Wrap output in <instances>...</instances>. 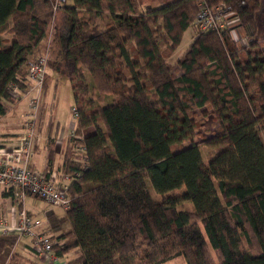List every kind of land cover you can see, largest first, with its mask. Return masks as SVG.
<instances>
[{"label": "trees", "instance_id": "16d2710c", "mask_svg": "<svg viewBox=\"0 0 264 264\" xmlns=\"http://www.w3.org/2000/svg\"><path fill=\"white\" fill-rule=\"evenodd\" d=\"M66 1L0 0V116L30 89L53 6L62 13L47 69L72 81L79 137L64 159L71 229L57 235L56 255L80 249L64 264H264V0H205L235 13L246 44L231 30L199 31L202 0L142 10L138 0ZM209 115L213 129L202 124ZM200 127L211 133L203 142ZM20 240L0 234V264Z\"/></svg>", "mask_w": 264, "mask_h": 264}, {"label": "built area", "instance_id": "2783aa9c", "mask_svg": "<svg viewBox=\"0 0 264 264\" xmlns=\"http://www.w3.org/2000/svg\"><path fill=\"white\" fill-rule=\"evenodd\" d=\"M199 31L231 30L240 44H246L248 33L234 12L227 6L210 5L202 0L194 20ZM48 59L44 55L29 64L27 78L31 84L24 95L29 96L28 111L25 113L24 132L10 144L0 145V187L14 189L16 206L11 210L9 217L0 213V234H16L20 239L28 238L30 245L35 249L36 256L42 262L58 264L62 258L56 255L55 248L59 245L57 235L48 228V218H41L28 212L20 205L29 195L43 200L48 205L69 208L71 197L69 194L72 175L62 172H42L30 166L36 144L48 137V132L40 124L39 114L44 81L46 78ZM13 96L18 97L20 92L14 86ZM79 118V110L73 107V119ZM70 137L78 138L74 126ZM77 152L83 155L84 147H76ZM65 263V262H64ZM63 263V264H64Z\"/></svg>", "mask_w": 264, "mask_h": 264}, {"label": "rangeland", "instance_id": "374dc122", "mask_svg": "<svg viewBox=\"0 0 264 264\" xmlns=\"http://www.w3.org/2000/svg\"><path fill=\"white\" fill-rule=\"evenodd\" d=\"M54 3H59V0H52ZM172 0H138V10H142L147 6L151 7H158L161 6L167 2H170ZM67 4H71L72 0H67ZM59 4L53 6V18L51 20V27L49 28V33L47 38L42 42L41 50L39 52V56L46 55L50 60L54 59L56 52L58 50L57 45L53 42L54 37V26L55 24H58L61 22V16L62 13L59 10L58 7ZM264 7V4H263ZM259 22L261 26L264 25V9L263 12L260 13ZM195 31L196 28L194 25H192L184 34V37L182 39L181 44L177 48L176 52L171 58V62L177 66V59L184 54L189 44L193 41V38L195 37ZM248 33V32H247ZM264 37V31L260 33L259 35ZM4 36H10L8 33H4ZM262 45L264 47V39L261 40ZM47 74L49 76V82L48 86L46 88V85H43L42 94H46L45 98L43 96L41 97V113L43 112V116L45 118L46 126L49 127L51 121H59L61 126L68 127L69 124L75 123L77 124V120L75 121L73 117V107H77L75 95L73 92V86L72 81L67 78L66 76L58 73L56 70L52 68L47 69ZM46 83V82H45ZM47 84V83H46ZM46 88V89H45ZM46 90V92H45ZM24 103L29 101V96L24 95ZM89 100H85L82 102L81 107L84 109H87L95 104V99L92 97L88 98ZM27 105V104H26ZM23 108L19 107L17 109V115L19 116L22 114V111L26 108V106H22ZM28 108V106H27ZM212 116L209 115L207 118H204L202 121L203 126H206L208 128L213 129L212 127ZM92 129L93 127H89ZM88 129V128H87ZM89 129V130H90ZM86 130V129H85ZM200 131V134H198L197 140L199 142H203L204 139L209 137L211 133L209 131H206L203 127L198 130ZM34 154V152H33ZM48 155L49 150L42 148L37 151V163H36V169L39 171H44L47 165L48 161ZM55 155V161H60L61 156L57 153ZM156 195V194H154ZM157 197H159L157 195ZM25 205L29 210H31L34 213H37L40 217L45 218L48 217L55 227H53L56 232L58 233H66L71 229L70 221L66 214V209H63L61 207H56L53 205H48L43 200L28 196L25 199ZM187 208L190 207V205H185ZM27 248V249H26ZM80 249L75 248L71 252L67 253L65 258L67 260L80 255ZM65 258H62L60 260V263L63 264L65 262ZM49 264V262H42L37 256L34 255L32 250L29 247H21L19 249H13L7 260L4 264ZM164 264H187L183 258L170 260Z\"/></svg>", "mask_w": 264, "mask_h": 264}, {"label": "crops", "instance_id": "0c3cea01", "mask_svg": "<svg viewBox=\"0 0 264 264\" xmlns=\"http://www.w3.org/2000/svg\"><path fill=\"white\" fill-rule=\"evenodd\" d=\"M48 82H49V79L47 80L46 88L48 86ZM45 92H46V90H45ZM45 96H46V94L43 95V98H45ZM22 106H26V108L22 111V114H20L18 116L17 115V113H18L17 109L19 107L23 108ZM27 106H29V103L28 102L24 103V97H22L20 100H17L15 103L10 105L9 110L5 115L0 116V145H4V144L6 145V144L12 143L15 140V138H17V135L23 133L25 113L29 109V108H27ZM40 110H41V108H40ZM39 121H40V124L44 127L45 131L48 132V137L41 139L36 144L34 154L30 160V166L33 169H36V163H37L36 154H37V151H39L41 148L43 150L48 149L49 152L51 149H53L52 162L49 163V161H47L46 168L43 172H48V173L56 172L58 174L65 172L66 169L64 167V159H65L66 153H68V151H70L69 145H70V139L71 138L69 136L70 135L69 133L74 126L75 127L77 126V124H75V123L71 124L70 123L69 126L66 127V126H61L59 121L56 122V121L52 120L50 123V126L47 127L46 122H45L46 120L43 116V112L41 113V111L39 114ZM89 129L90 128L84 130V134L93 131V128L90 130ZM51 139H53V145L51 143L52 142ZM76 151H77L76 148L73 147L72 152L76 153ZM56 153L61 156V159L59 162L55 161V155L54 154H56ZM49 156L50 155H48V160H49ZM9 190L10 189H8V188L0 187V213H2V215L5 217H9L11 214L12 208L14 206H16L15 200H14V195H12L11 193L8 194ZM29 196H32V195H29ZM32 197H35V196H32ZM35 198H37V197H35ZM20 206L26 208V210L28 212H30L31 214L40 217L37 213H34L27 208V206L25 205V200ZM45 218H48V217H45ZM48 220H49L48 228L50 229V231L53 232V234H55V235H59L60 233L56 234L55 230H53L54 229L53 227H55V226L52 223V221L49 218H48ZM29 245H30L29 239L23 238L19 241L18 245L15 248L19 249L21 247H29L31 249V247ZM63 260H65V262L68 261L66 258Z\"/></svg>", "mask_w": 264, "mask_h": 264}]
</instances>
